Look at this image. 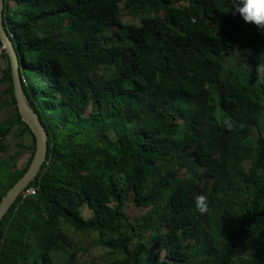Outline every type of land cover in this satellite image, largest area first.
<instances>
[{"label": "trees", "instance_id": "16d2710c", "mask_svg": "<svg viewBox=\"0 0 264 264\" xmlns=\"http://www.w3.org/2000/svg\"><path fill=\"white\" fill-rule=\"evenodd\" d=\"M233 3L5 0L23 88L50 138L36 195L1 223L0 264H56L51 253L73 246L65 228L92 232L90 247L114 264H264V32ZM0 72L14 110L0 137L16 126L33 137L27 167L0 163L1 204L37 140L5 51ZM62 264L90 263L73 253Z\"/></svg>", "mask_w": 264, "mask_h": 264}, {"label": "water", "instance_id": "95a60500", "mask_svg": "<svg viewBox=\"0 0 264 264\" xmlns=\"http://www.w3.org/2000/svg\"><path fill=\"white\" fill-rule=\"evenodd\" d=\"M5 0H0V41L4 45V50L10 58L11 74L14 89V98L19 115L34 132L37 140V150L31 166L27 169L24 176L13 186V189L7 194L0 204V226L9 213L12 206L21 195V193L29 187L39 173L41 172L49 151V132L44 127L39 115L28 103L22 80V66L17 47L8 35L4 24Z\"/></svg>", "mask_w": 264, "mask_h": 264}, {"label": "rangeland", "instance_id": "374dc122", "mask_svg": "<svg viewBox=\"0 0 264 264\" xmlns=\"http://www.w3.org/2000/svg\"><path fill=\"white\" fill-rule=\"evenodd\" d=\"M152 16L155 15L152 14ZM125 20L126 22H132L129 18ZM2 92V87L0 85V125H5L9 123L11 118L14 119V110L10 107L9 95H4L6 96L5 98ZM32 145V135L30 133H23L22 127H14L7 140L9 151L0 156V163L7 165L4 170L9 171L14 167L22 170L27 167L29 165V159L31 158V150H29L28 147H32ZM85 217H89V213H86ZM65 230L69 234L73 246H67L64 243H61L62 249L55 250L51 253L56 264L64 263L73 253L77 254L78 262H82L83 260L89 261L90 264H114L116 262V258L108 255V252L105 249H92L90 247L94 239L92 232H74L72 228H65ZM84 248L89 250L88 254L83 251Z\"/></svg>", "mask_w": 264, "mask_h": 264}, {"label": "clouds", "instance_id": "9594fccd", "mask_svg": "<svg viewBox=\"0 0 264 264\" xmlns=\"http://www.w3.org/2000/svg\"><path fill=\"white\" fill-rule=\"evenodd\" d=\"M230 12L233 16L239 14L245 23L253 24L258 31L264 32V0H234ZM225 123L229 128L232 127L227 120ZM193 199L196 210L204 214L208 209L206 195L198 194Z\"/></svg>", "mask_w": 264, "mask_h": 264}, {"label": "built area", "instance_id": "2783aa9c", "mask_svg": "<svg viewBox=\"0 0 264 264\" xmlns=\"http://www.w3.org/2000/svg\"><path fill=\"white\" fill-rule=\"evenodd\" d=\"M3 47L2 42L0 41V49ZM7 146V141L4 137H0V150ZM46 163V162H45ZM44 163V164H45ZM38 189L36 187H27L22 193L21 198L24 201L25 199L29 197H33L36 195Z\"/></svg>", "mask_w": 264, "mask_h": 264}, {"label": "crops", "instance_id": "0c3cea01", "mask_svg": "<svg viewBox=\"0 0 264 264\" xmlns=\"http://www.w3.org/2000/svg\"><path fill=\"white\" fill-rule=\"evenodd\" d=\"M2 45H3V44H2ZM4 48H5V47H4V45H3L2 49H0V55H1L2 53H4V51H5ZM5 52H6V51H5ZM1 78H2V73L0 72V85H1V87H2V91L4 92V91L6 90V88H7V83H6V84H5V83H2V82H1ZM3 92H2V93H3ZM3 96H4V95H3ZM6 96H7V95H6ZM6 96H4V97L6 98ZM30 147H31V146L28 147L29 150H31ZM23 169H24V168H23Z\"/></svg>", "mask_w": 264, "mask_h": 264}, {"label": "bare ground", "instance_id": "6f19581e", "mask_svg": "<svg viewBox=\"0 0 264 264\" xmlns=\"http://www.w3.org/2000/svg\"><path fill=\"white\" fill-rule=\"evenodd\" d=\"M2 49V48H1ZM22 149V148H21ZM22 200V199H21Z\"/></svg>", "mask_w": 264, "mask_h": 264}]
</instances>
